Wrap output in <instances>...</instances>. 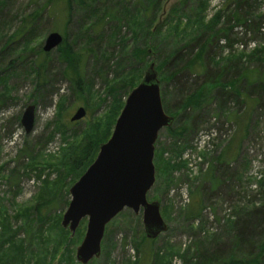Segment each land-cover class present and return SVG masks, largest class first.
Returning a JSON list of instances; mask_svg holds the SVG:
<instances>
[{
	"label": "rangeland",
	"instance_id": "374dc122",
	"mask_svg": "<svg viewBox=\"0 0 264 264\" xmlns=\"http://www.w3.org/2000/svg\"><path fill=\"white\" fill-rule=\"evenodd\" d=\"M64 1L7 0L0 7V75L3 73L1 79H5L0 81V264H78L75 249L83 240L86 219L80 222L72 236L60 226L70 201L68 190L78 180L64 178L60 164L84 138L95 141L97 155L99 146L111 136L127 95L139 84L148 66L154 64L160 82V54L165 55L173 44L185 41L200 28L199 25L205 26L220 12L216 29L220 30L221 40L219 37L216 40L220 47L227 43L230 48L212 49V57L220 63L239 59L240 71L248 78L256 72L264 73V40L235 24L236 20L241 22L247 16L253 22L264 16V0H201L202 10L198 14L188 10L192 8V0H187V7L182 6L185 11L180 9V12L176 8L180 0H160V9L152 26L153 29L162 25L152 38L161 46L160 52H153V45L149 44V54L144 58L136 83L128 82L136 75L135 70L121 78V82L132 84L133 88L125 97L121 90L112 91L115 97L109 93V89L116 86L115 60L110 59L107 63L101 56L109 58L110 54L120 53L121 40L124 53L128 55L138 45L137 35L130 30H134L133 25L128 26L123 20L117 37H108L112 30L109 26L116 25L111 17L120 9H117V0H101L96 6L105 9V17L93 31H101L105 37L99 45L96 42L88 45L86 39H76L83 31L80 23L81 18L85 21L84 9L76 0H69L71 13L67 21ZM129 3L127 8L132 11L134 7L140 8L141 0ZM35 12L40 16L35 23L36 36L24 46L21 36L16 33L22 19ZM128 20L133 22L132 17ZM134 22L137 26V16ZM228 22L236 28L227 29ZM64 26L70 43L75 42L73 49L83 56L79 73L84 85L79 93L74 92L72 84L62 76L64 65L58 59L57 48L47 54L46 71L39 86L33 72L44 60L42 47L46 36L57 33L63 37L60 30ZM242 31L249 33L254 44L248 41L249 38H243ZM242 38V42L248 44L240 48L237 42ZM197 82L194 75H190L183 84L189 89ZM173 86L163 88L160 97L172 111L168 114L174 118L172 127L177 128L184 120L179 116L176 122L175 117L180 111L173 114V109L183 95L176 93ZM215 87L203 86L202 105L193 112L186 111L192 119L193 131L185 142L178 141L171 147L173 141L167 128L158 133L153 158L155 183L147 200L160 203L166 232L155 240H147L141 211L134 215L131 210L124 209L106 226L100 257L88 264H182L194 250L213 247L215 243L233 237L232 224L243 219L250 209L264 205V108H255L251 102L253 98L240 94L238 108L230 100L220 109V102L215 101ZM252 97L255 99V95ZM119 104V112L110 125L105 126L109 111ZM29 105L35 107L34 126L26 134L20 118ZM78 108L85 111V116L71 122L70 118ZM232 110L241 122H227L226 116ZM212 128L216 130L213 148L203 151L193 147L196 135ZM218 158H224L225 163L219 165ZM39 172L42 176L38 180ZM44 178L47 184H42ZM184 196L188 203L183 202ZM38 202L46 203L42 213H49L43 223L31 214ZM198 211V217L192 219ZM27 232L40 242L34 246L32 242L26 249L21 244L26 240Z\"/></svg>",
	"mask_w": 264,
	"mask_h": 264
},
{
	"label": "trees",
	"instance_id": "16d2710c",
	"mask_svg": "<svg viewBox=\"0 0 264 264\" xmlns=\"http://www.w3.org/2000/svg\"><path fill=\"white\" fill-rule=\"evenodd\" d=\"M76 1L86 13L85 21H83L84 19L81 18L82 22L80 23V28H82L83 31L76 37V39L84 38L89 43L88 45H91L93 42H96L97 45H99L105 37L104 33L101 31L94 33L93 30L94 27H98L101 24V21L105 17V9H99L96 6V3L100 2L101 0H89V2H87V0ZM130 1L131 0L116 1L117 9L119 8L120 10H117L115 15L111 17L112 21L116 22V25L109 26V29L111 28L112 30L108 37L116 38V34L120 31V23L125 20L128 26L129 24L133 25L134 30L132 28H130V30L133 31V35H137L138 45L133 47L132 51L126 55V53H124L125 46L121 40L120 53L116 52L115 54H110L109 58H107V56L105 57L104 55L101 56L107 61V63L110 61V59L115 60L113 73L115 80L114 83H116V86L112 88V90L109 89V93L114 94L115 97L116 94L112 91L116 90V92H119L121 90L123 91L122 96L125 97L129 90L133 88L132 84L129 85L128 83L121 82V78L124 74L133 72L135 70L136 75L130 78L128 82L136 83L134 81H136L135 79L140 75L142 65L144 64V58H146L149 54L147 46L152 44V48H154L153 52L155 53L160 52L161 48V46L157 44V41H152V38L157 32L159 33L162 27V25H156L152 29L154 20L156 19L160 9V0H141L139 5L140 8L134 7L132 11L127 8V4H130ZM186 1L187 0L179 1L176 7L177 11L180 12V9L183 10L187 7ZM192 1V8H189L188 10L189 12L194 11V14H198L199 11L202 10L201 7L203 2L201 0ZM6 2L7 0L0 2V7L4 6ZM64 2H66L64 16L68 21L71 13L70 2L69 0H65ZM182 6L186 7L183 8ZM171 13L176 14V12ZM136 16L139 18V23L137 26L134 22V18H136ZM129 17L133 18V22H129ZM170 17L171 15L168 17L169 20L171 19ZM39 18V13L35 12L31 16L22 19V23L16 35L18 34L19 37L21 36L20 40L21 42L23 41L24 46H26L30 40L35 38V23ZM220 18L221 14L219 12V14L212 18L205 26L199 25L200 28H198L195 33L191 34L185 41L173 44L165 55L160 54L158 64L162 70L160 77V91H162L163 88L167 89L169 85L173 84V87L175 88L174 91L180 95H183L181 96L182 99L180 103L174 106L173 114H177L180 111L178 115H176L175 119L180 116V118H182L181 120H184V122L177 126V128L172 126L167 128V131L170 132V136L173 141L171 147H175L178 141L185 142L187 136H189V134L193 131L190 126L192 125V119H190V116H187L186 111L190 110L193 112V110H198L202 105V100L204 99L203 86L205 85L217 86L215 87L216 89L214 88L217 92L215 101L220 102V109H222L221 105L230 103V100H233L234 107L238 108L241 97L240 94L246 95L248 98H253L251 102L254 104L255 108H264V73L256 72V74H253L251 78H248L246 77V74L243 75L240 71L242 68L240 66L241 61L239 59H226L227 61L220 63L216 62L215 58L212 57V49H216L217 51L221 48L224 49L225 47L230 48V44H224L223 42L221 43L222 45L224 44V46L220 47V30L216 29L218 24L217 22H219ZM263 18L264 16L259 17L256 22H253L247 16L246 19L242 20L241 22L236 20L235 24H239V26L242 25L239 28L243 30L242 27H244L245 30H248V32L252 33L253 36L256 34L264 40V35L262 33V28H264ZM230 24V22L226 24L227 29L236 28ZM60 32L63 37L61 44L57 47V53L60 63L64 65L62 76H65L69 80L73 86L74 92L79 93L81 92V89L84 85V81L79 73L80 63L83 56L73 49L72 46L75 44V42L72 41L71 44L68 40L65 26L63 27V30H60ZM240 33L243 38H249L248 41L252 40L251 36H248L249 33L244 34V31ZM222 35L224 36V34ZM243 38L239 39L237 43L246 44L247 42H242ZM10 42L12 41L10 40ZM5 48L6 47H4V51H6ZM47 54L48 53L43 54L44 60L41 61L36 66V70L33 71L36 74L38 86L40 85V81L43 78V73L46 71L45 64L47 62ZM1 75H3V73ZM1 75L0 81H4L5 79H1ZM190 75H194L198 82L193 86L191 85L189 89H186V84H183V82L187 77H190ZM199 92H202L203 94H199ZM253 95H255V99L252 97ZM196 96H198V98H196ZM162 104L164 112L166 114H172V111L169 110L163 99ZM120 105L121 104H119L117 108H111L105 126L110 125L111 119L113 121V118H115L121 108ZM226 119L228 120L227 122H230V124H237V122L240 121V118L233 112V110L228 114V117L226 116ZM214 125L218 126L217 124ZM84 139L85 140L81 141L72 150V153L67 158V160L60 164V167L63 168L62 173H65L64 178L70 177L75 181L84 173L86 168L95 159V141L91 140L90 138ZM223 159L224 158H218L219 165L225 163ZM41 176V172H39V174H37V179L39 180ZM47 183L48 181L44 178L42 184ZM45 206H47L46 203L44 204L43 202H38L31 210V214H33L32 216H34V219H36L39 223L45 222L49 216L48 212L42 213V210L46 208ZM28 214L30 215L29 212ZM198 215L199 211L196 213V215L191 216V218L193 219L194 217H198ZM32 216L29 217L32 218ZM4 221L7 222V219ZM232 226L235 229L233 237L229 238L223 243L217 242L213 247L202 250H194V252L190 254L187 259L183 260L182 264H264V236H261L262 232H264V205L250 209L243 219L240 218L239 220L235 221ZM39 236L41 235L39 234ZM12 237L14 236L12 235L11 238ZM33 237L34 236L32 234L27 232L26 240H24L21 245L24 248H28L32 242H34L33 246L35 244L37 245V243L40 242V239L39 241H36V239Z\"/></svg>",
	"mask_w": 264,
	"mask_h": 264
},
{
	"label": "water",
	"instance_id": "95a60500",
	"mask_svg": "<svg viewBox=\"0 0 264 264\" xmlns=\"http://www.w3.org/2000/svg\"><path fill=\"white\" fill-rule=\"evenodd\" d=\"M61 42L59 34L50 33L42 50L49 53ZM34 112L35 107L29 105L21 115L20 125L26 134L33 129ZM84 116L85 111L78 108L70 121ZM173 122L174 118L164 112L158 74L151 63L127 95L111 136L99 146L93 162L68 190L70 201L60 226L72 236L86 219L83 240L75 249L78 264H88L100 257L105 228L124 209L134 215L141 211L147 240H155L166 232L160 203L148 202L147 194L155 183L153 158L158 133Z\"/></svg>",
	"mask_w": 264,
	"mask_h": 264
},
{
	"label": "built area",
	"instance_id": "2783aa9c",
	"mask_svg": "<svg viewBox=\"0 0 264 264\" xmlns=\"http://www.w3.org/2000/svg\"><path fill=\"white\" fill-rule=\"evenodd\" d=\"M262 33L264 35V28H262ZM249 42H253V44H254V41H249ZM246 44H248V42ZM237 45L240 46V48H243L244 46H246V45L243 46V44H241V43H240V45L239 44H237ZM213 131H214V134H213ZM215 132H216V130H214L213 128L209 129V130L200 131L196 135V137L193 139V142H192L193 147H195L197 150H203V151H208V150L212 149L213 145H214L213 138H215ZM183 202L188 203L187 196L183 197Z\"/></svg>",
	"mask_w": 264,
	"mask_h": 264
}]
</instances>
